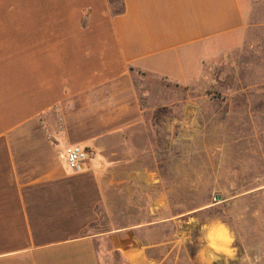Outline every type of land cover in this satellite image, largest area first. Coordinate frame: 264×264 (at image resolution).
Wrapping results in <instances>:
<instances>
[{"label": "crops", "instance_id": "1", "mask_svg": "<svg viewBox=\"0 0 264 264\" xmlns=\"http://www.w3.org/2000/svg\"><path fill=\"white\" fill-rule=\"evenodd\" d=\"M252 2L0 0V264H102L100 243L151 264L136 238L145 225L94 229L110 186L139 190L143 156L156 155L141 143L136 80H202L243 41ZM70 145L90 152L80 171L67 167Z\"/></svg>", "mask_w": 264, "mask_h": 264}, {"label": "rangeland", "instance_id": "2", "mask_svg": "<svg viewBox=\"0 0 264 264\" xmlns=\"http://www.w3.org/2000/svg\"><path fill=\"white\" fill-rule=\"evenodd\" d=\"M136 83L141 143L156 155L143 156L139 190L110 186L94 229L145 225L136 238L151 264H264V0H253L241 44L208 61L196 84ZM99 251L102 264H131Z\"/></svg>", "mask_w": 264, "mask_h": 264}, {"label": "built area", "instance_id": "3", "mask_svg": "<svg viewBox=\"0 0 264 264\" xmlns=\"http://www.w3.org/2000/svg\"><path fill=\"white\" fill-rule=\"evenodd\" d=\"M89 150L79 145H70L65 149L67 167L71 171H80L89 157Z\"/></svg>", "mask_w": 264, "mask_h": 264}]
</instances>
